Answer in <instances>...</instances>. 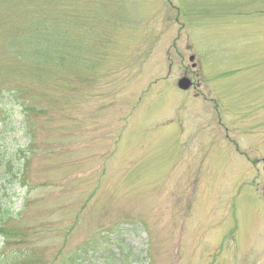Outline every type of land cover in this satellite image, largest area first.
Returning <instances> with one entry per match:
<instances>
[{
	"label": "rangeland",
	"instance_id": "1",
	"mask_svg": "<svg viewBox=\"0 0 264 264\" xmlns=\"http://www.w3.org/2000/svg\"><path fill=\"white\" fill-rule=\"evenodd\" d=\"M57 34L69 57L39 75V56L19 53ZM258 61L264 0H0V81L56 98L67 84V103L54 104L35 139L26 185L1 188L0 264H58L75 247L88 264H264V213L219 224L232 202L264 200V98L248 105L240 93L245 116L230 113L209 72L231 67L233 89L260 82ZM242 64L254 70L243 75ZM153 115L145 141L136 128ZM148 158L159 173L171 165L163 188Z\"/></svg>",
	"mask_w": 264,
	"mask_h": 264
},
{
	"label": "trees",
	"instance_id": "2",
	"mask_svg": "<svg viewBox=\"0 0 264 264\" xmlns=\"http://www.w3.org/2000/svg\"><path fill=\"white\" fill-rule=\"evenodd\" d=\"M42 39L44 47H41L38 52H31L34 50L33 46L28 45L19 53L24 56H39L40 59L37 60L41 61L38 64L39 75L49 73L51 64L54 62L64 64L69 57V53L64 49L68 40L63 39V36L57 34L53 38L47 35ZM75 61H81V59L75 57ZM10 70L18 72L21 69L10 67ZM66 85L62 77L56 85L61 92L57 100L52 91L46 93L37 89L33 90L27 82L0 81V194L2 186L4 187L7 183L26 185L24 174L27 173L28 161L38 151V142L35 139L40 130H44V127L49 125L47 122H51L55 112L54 104L60 106L66 101L67 94H64ZM41 99L45 101L42 102ZM60 111H62L61 108ZM62 117L60 115V120H65ZM71 132L72 130H65L64 134L68 136ZM64 134L62 132L63 136ZM8 213L9 209L3 210L0 204V222L8 218ZM98 239L99 237L94 241L96 247H98ZM87 252L88 250L83 247L67 250L58 264H88L89 261L85 258Z\"/></svg>",
	"mask_w": 264,
	"mask_h": 264
},
{
	"label": "crops",
	"instance_id": "3",
	"mask_svg": "<svg viewBox=\"0 0 264 264\" xmlns=\"http://www.w3.org/2000/svg\"><path fill=\"white\" fill-rule=\"evenodd\" d=\"M258 62L260 64H263V67H264V61H258ZM243 67H244V73L241 72L243 75L245 73H249L252 70H254V68L250 67V66L243 65ZM230 68H226L224 70H217L216 72L209 71L211 74H213V78H211V81L214 85V89L218 90L220 92V94H218L215 91H214V93L222 101H224L223 99H225V97L227 98V101H224L226 108L233 107V110H230L228 108L230 113H237L238 115L243 117V116H245L244 106H247V105L242 101L243 99L239 100V98H240L239 94L242 93V94L247 95V98H244V100L248 101V105H250V102H252V100L257 98L256 95H260V97L264 98V86H262V82L264 81V73L261 76L260 82L256 81V83H254V82L250 81L249 78H247L248 79L247 82H250L249 85H247V84L241 85L240 80H238L237 84H239V86L236 88L233 87V89H232L233 80L236 76H238L239 73L230 74L229 72H226V70L230 69ZM241 87H243V89H245V90L241 91ZM252 87H254V88H252ZM183 93H186V92L183 91ZM226 102H229L228 107L226 105ZM249 111H250V109H249ZM153 119H155L154 115L152 117H149L147 120H142L144 122L145 126L140 127V128H136V131H139L140 134H143V135H140V138H142V136H143V139H145V141L148 139L154 138L155 129L150 126L152 124ZM136 122H137V120H136ZM157 130H158L157 133H159V134L162 132H165V131H160L159 129H157ZM186 132H187V130H186ZM164 138L168 139V136L165 135ZM180 138H181L180 134H178V137L176 134V141L174 143L177 144L175 146H178V148L180 146ZM165 141L170 144L169 140H165ZM212 143H213V140L211 139V136H210V141H209V146H208L209 148H210V145ZM190 146H191V144H190ZM222 147H224V146H222ZM157 148H158V146L156 147V150H157ZM166 149L167 150L170 149V145L166 146ZM224 151L227 152V148L224 147ZM147 154H149V152H147ZM165 158H166V163H169V162H172L175 160V159L170 158L167 155ZM203 162H206V161L203 160ZM142 164L145 165L146 171L156 172L155 175L149 173V176L154 178L155 182L156 181L161 182V184H160L161 187L165 185L164 184V177H165V174L167 172L166 168L171 169V165H168L165 168V170L163 171V173H164V175H163L162 171L160 173L158 172L159 168H158L157 164L149 163V158L146 160V162H142ZM201 167H202V165H201ZM202 175H204V173H202V168H201V174L200 175L198 174L199 178H197L195 180H193L191 178L190 180L192 182L190 184H196V182H198V180L202 177ZM143 178L147 179L145 177H142V178L140 177V179H143ZM247 194L249 195L248 190H247ZM241 199H242V196H241ZM247 199H248V201L245 202L244 204H243V201L241 200L239 202V204L237 205V209L233 208V202H232V204L230 205L231 213H230L229 218H226V221L221 220L219 224H235V213H236V219L238 220L239 224H250V222H252V224H254V223L260 222L261 221L260 219H262L263 213H264V200H262V199L258 200L256 198V199H254L255 200V202H254V200L250 201L249 197L245 198L244 200H247Z\"/></svg>",
	"mask_w": 264,
	"mask_h": 264
},
{
	"label": "water",
	"instance_id": "4",
	"mask_svg": "<svg viewBox=\"0 0 264 264\" xmlns=\"http://www.w3.org/2000/svg\"><path fill=\"white\" fill-rule=\"evenodd\" d=\"M190 85H191V82H190L189 78H187V77H183V78H181V79L179 80V82H178V86H179L181 89H183V90L188 89V88L190 87Z\"/></svg>",
	"mask_w": 264,
	"mask_h": 264
}]
</instances>
